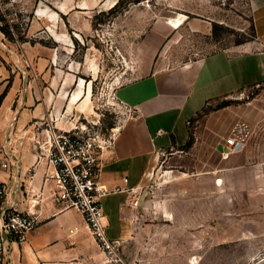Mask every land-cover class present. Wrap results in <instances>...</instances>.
Returning a JSON list of instances; mask_svg holds the SVG:
<instances>
[{
	"label": "rangeland",
	"instance_id": "obj_1",
	"mask_svg": "<svg viewBox=\"0 0 264 264\" xmlns=\"http://www.w3.org/2000/svg\"><path fill=\"white\" fill-rule=\"evenodd\" d=\"M14 10L0 9V57L14 63L28 50L33 56L51 50L57 72L88 56L78 70L85 80L95 76L94 109L73 126L106 136L130 113L115 87L222 47H264V18L257 21L252 0H114L95 14L93 33L73 44L29 34L30 12ZM181 13L188 18L183 25L166 23ZM39 36L49 44H25ZM239 121L250 124L248 140L224 158L217 145ZM189 131V141L164 152L137 189L141 198L118 264H264V79L207 102ZM114 229L108 226V235Z\"/></svg>",
	"mask_w": 264,
	"mask_h": 264
},
{
	"label": "crops",
	"instance_id": "obj_2",
	"mask_svg": "<svg viewBox=\"0 0 264 264\" xmlns=\"http://www.w3.org/2000/svg\"><path fill=\"white\" fill-rule=\"evenodd\" d=\"M112 1L21 0L19 6L30 12L29 34L47 33L56 44H73L93 33L95 14ZM252 1L258 21L264 18V0ZM187 20L186 13H181L166 23L178 28ZM191 23L199 26L193 20ZM43 38L25 44H49ZM29 51L28 57L14 63L0 57V95L4 93L0 162L4 157L11 162L9 170L0 167V178L8 186L5 205L35 212L40 221L26 240L11 244L5 264H118L106 258L83 214L76 208H61L52 198L53 184L47 176L54 168L47 156L46 123L69 128L80 115L94 109L91 93L95 76L85 80L78 70L88 56L75 61V68L72 64L67 71L57 67L59 71L52 72L57 59L53 51L43 50L39 56ZM89 65L96 73L98 67L90 59ZM250 68L254 69L251 73ZM263 79L264 47H222L199 60L162 68L114 88L130 113L118 131L114 128L111 144L100 156V180L110 190L103 197L107 227L115 226L110 237L121 238L122 243L128 238L136 207L129 199V189L137 190L146 183L164 152L189 141L191 117L210 100ZM72 114L76 117L70 121Z\"/></svg>",
	"mask_w": 264,
	"mask_h": 264
},
{
	"label": "built area",
	"instance_id": "obj_3",
	"mask_svg": "<svg viewBox=\"0 0 264 264\" xmlns=\"http://www.w3.org/2000/svg\"><path fill=\"white\" fill-rule=\"evenodd\" d=\"M20 1L0 0V9L5 11L14 8L15 12L21 11ZM44 130L47 156L54 168L47 175L53 184L52 198L61 208H76L83 214L87 227L108 260L113 263L123 261L120 255L122 239L112 238L107 233L103 197L110 190L100 180L101 151L111 144L113 134L106 136L88 125L62 128L52 121L46 123ZM159 131L164 132L162 128ZM250 131V124L246 121L234 124L223 141L218 143L223 146L220 150L222 156L227 158L241 151ZM0 167L9 170L10 160L4 157ZM129 190L132 193L129 199L137 205L140 201L138 191L135 188ZM7 191V183L0 178V264L7 262L11 244L26 240L28 233L40 221L35 212L6 206Z\"/></svg>",
	"mask_w": 264,
	"mask_h": 264
},
{
	"label": "water",
	"instance_id": "obj_4",
	"mask_svg": "<svg viewBox=\"0 0 264 264\" xmlns=\"http://www.w3.org/2000/svg\"><path fill=\"white\" fill-rule=\"evenodd\" d=\"M222 148H223L222 144H219V145H218V149H219V150H222Z\"/></svg>",
	"mask_w": 264,
	"mask_h": 264
},
{
	"label": "trees",
	"instance_id": "obj_5",
	"mask_svg": "<svg viewBox=\"0 0 264 264\" xmlns=\"http://www.w3.org/2000/svg\"><path fill=\"white\" fill-rule=\"evenodd\" d=\"M3 96H4V93L0 95V102H1V100L3 98Z\"/></svg>",
	"mask_w": 264,
	"mask_h": 264
},
{
	"label": "bare ground",
	"instance_id": "obj_6",
	"mask_svg": "<svg viewBox=\"0 0 264 264\" xmlns=\"http://www.w3.org/2000/svg\"><path fill=\"white\" fill-rule=\"evenodd\" d=\"M177 22H178V21H177ZM115 130H117V131H118V130H119V126L115 127Z\"/></svg>",
	"mask_w": 264,
	"mask_h": 264
}]
</instances>
